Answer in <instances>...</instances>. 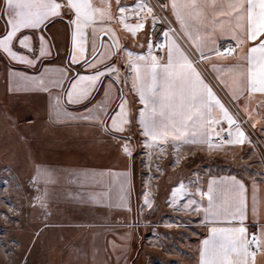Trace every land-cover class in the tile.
Segmentation results:
<instances>
[{
	"label": "snow or ice",
	"instance_id": "6c2138e0",
	"mask_svg": "<svg viewBox=\"0 0 264 264\" xmlns=\"http://www.w3.org/2000/svg\"><path fill=\"white\" fill-rule=\"evenodd\" d=\"M159 21L164 23L157 35ZM56 24L64 27L66 47L51 31ZM222 37L229 38L226 46L218 42ZM128 40L138 48L130 49ZM0 60L8 62L9 91L13 83L17 90H56L50 118L92 122L130 159L135 139L140 163L147 159L153 179H159L153 167L163 172L155 163L162 155L171 151L173 166L180 163L182 144L217 150L251 144L246 123L255 127L259 121L264 130V0H0ZM201 64L215 73L234 102L231 108ZM130 103L139 107L130 109ZM258 163L264 167V152ZM254 172L249 171L250 205L248 182L236 176L208 177L206 191L199 177L169 186V206L195 214L185 226L192 221L207 229L198 264H264V196L257 195L264 193V180L253 178ZM107 174L119 183L116 206L130 212L127 171ZM51 177L49 169L37 167L32 181L47 185ZM0 187H8V180ZM150 187L146 181L138 195L141 213L153 208ZM37 193L33 204L46 207V195ZM104 196L114 203L109 193Z\"/></svg>",
	"mask_w": 264,
	"mask_h": 264
},
{
	"label": "rangeland",
	"instance_id": "374dc122",
	"mask_svg": "<svg viewBox=\"0 0 264 264\" xmlns=\"http://www.w3.org/2000/svg\"><path fill=\"white\" fill-rule=\"evenodd\" d=\"M153 3H155V0H153ZM162 23L164 21L158 22L155 33L159 32L160 29L162 30L160 27ZM127 44L130 49L138 48V45L133 44L131 40H128ZM62 59L63 56L58 57L53 64H60ZM7 63L6 60H0V181L8 180V187H0V213H3V215H0V264H24L25 261L26 264H170V262H174V259H162L159 255L161 253L167 257L166 255L169 254V251H174V249L184 252V247H181L180 241H178L180 240V235L177 230L161 229L158 231L160 233H157V237L154 238L151 227L142 230L137 229L138 227L135 225L136 223H141L142 219L151 223L154 218L152 211L146 212L143 218L139 217L138 211L131 210L126 212L127 219H124L127 221L128 230L123 234L124 242L112 243L116 251L114 255H111V253L106 252L109 243L101 237L105 232L104 226L97 224L100 220L94 221V218H92L93 220L89 221L86 215L83 216L80 213L81 216L77 218L78 224L73 227L74 231L71 232L67 231L69 228L56 227L55 223L57 224L60 220L57 219V215L55 216L57 214L55 211L50 215L48 211L43 210V206L39 201L33 204L32 198L37 196V189L45 194L47 199L51 186L57 188V184L62 186L64 181H70L68 176L75 168H72V165L67 163L56 164V162L46 161L47 154L45 151L47 150L45 149L49 148L46 142H49L51 137H43L41 135L55 133L48 126L55 120L50 118L49 109V112H47L48 110L45 111L51 105L33 93L41 90L33 88H20L17 90L15 83H13V90L9 91ZM19 67L23 68L22 65ZM54 93L55 91L50 93L51 99ZM43 109L44 113L41 115L40 111ZM57 126L62 128L61 124ZM257 128L255 127L254 131L259 135ZM132 144L134 145L132 150L133 157L136 160L133 168V182L136 186L135 198L137 200V187L138 183H140L139 173L142 172L145 177L143 180L150 183V190H152L157 179L149 176L147 162L144 164L140 163L141 155L136 152L137 141L135 139L132 140ZM84 148L86 149L87 147ZM250 149L251 146L246 144L239 150L235 158L247 157ZM259 155L260 153L257 152L258 157L256 156V158H259ZM161 157L163 158L155 161V163L163 166L164 179L167 182L171 181L168 176L170 171V152L168 155H162ZM218 159L231 168H235L238 165V162L234 159L209 157L206 165H209L212 171H209L208 177L236 176L240 178L241 173L235 170L218 174L215 171ZM101 160L102 158L99 157L94 160L96 162L87 163L85 161L81 164H74L80 168L93 167L95 170L103 171L104 164L103 160ZM195 165L199 166L200 163ZM37 167L49 169L53 178L56 177L55 174L57 173L62 178H51L52 181L47 185L41 180L36 182L34 186L32 176ZM151 171L156 173V176L158 175L155 167ZM188 171L189 169L182 170L181 173H187ZM193 176V181L199 177L200 182V174L198 172ZM52 183L54 184L52 185ZM167 189L168 187H165V193H162L160 197L163 202L167 198ZM6 198L10 203L4 202ZM10 208L11 211H9ZM103 214L104 212L97 213L99 216ZM5 216H7V219H5ZM99 216H97V219H100ZM161 217L172 219V221H177L178 218L187 220L188 217H192L193 220L196 219L194 213L181 215L168 209L161 211ZM200 218L202 219V217ZM188 222H191L193 227V243L196 239L197 224L192 221ZM192 246H194V243ZM5 249H8L7 254ZM121 254L125 257L116 256ZM126 256H128V259H126Z\"/></svg>",
	"mask_w": 264,
	"mask_h": 264
},
{
	"label": "crops",
	"instance_id": "0c3cea01",
	"mask_svg": "<svg viewBox=\"0 0 264 264\" xmlns=\"http://www.w3.org/2000/svg\"><path fill=\"white\" fill-rule=\"evenodd\" d=\"M51 31L56 36L57 44L61 45L62 47H66V45L64 44L63 25L56 24L52 26ZM161 32L162 30L160 29L159 32H156V34L158 35ZM159 38L161 39V41L163 40L162 36H160ZM218 42H226L224 44L226 46L229 42V38L222 37ZM53 52L55 54V49H53ZM55 60H53L52 62H54ZM200 68L201 71L204 72L206 79L214 86V90L217 91L218 95L222 98L225 104L231 108L234 102H231L230 98L225 94L224 91L221 90V86L218 85V82L214 78L215 73L213 72L209 74L211 70L206 69V66L203 64L200 65ZM54 91L55 93L52 95L51 99L50 93ZM51 92L46 93L43 91H34L33 93H35L39 98H41V100H46L47 104L49 103L50 105H52L53 103H55L54 97L56 95V90H52ZM133 95L134 94L132 93H128L129 101H132ZM130 105L131 108L139 107L138 104L134 103H130ZM50 107L51 106L45 109V111H47L48 109L51 111ZM74 107L75 106H71V108ZM71 108L69 110H71ZM49 110L47 112H49ZM43 111L44 109L40 111L41 115L44 113ZM53 119L55 121L51 122L48 126L51 127L50 129H53L55 133L50 135H41L43 137H51L49 139L50 141L46 142V144L49 145V148L45 149L47 150L45 151L47 154L46 161L56 162V164L67 163L68 165H72L71 167L75 169L68 176L70 181H64L65 183L63 182L62 186H59V184H57V188H53V186H51L50 192H48L47 194L48 197L45 203L46 207L43 206V210L48 211L50 215H52L51 213L55 211L57 213L55 214V216L57 215V219L60 220L59 222H57V224L55 223L56 227H66L69 228L67 231L71 232L74 231L73 227L77 226L78 224L77 218L81 216L80 213H82L83 216L86 215L87 220L89 221L93 220L92 218H94V221L100 220L97 224H99V226H104L105 232L104 235H102L101 233L100 235H102L101 237H103L104 240L109 243V247L107 248L110 250V252L108 249H106V252L111 253V255H114V252L116 251V248L112 243L115 244L118 242H124L123 234L125 233V231L128 230V227L126 225L127 221H125L124 219L127 216V210L116 206V203H118V201H116V197L119 192V183L118 181L115 184L111 183L112 178L108 176V171L114 170L117 173L127 171L128 187L131 192V210H134L136 212L138 211V215L141 218H143L146 212H153L154 218L152 222H145L142 219L141 223L135 224L138 227L137 229L144 230L151 227L152 234L153 232H155V235H152L154 238L157 237L156 235L157 233H160L158 231L161 229L165 230L166 228H169L170 230H177L178 234L180 235V240L178 241H180L181 247H184V252H180L179 250L174 249V251H169V254L166 255L167 257L163 256L161 253L159 255L162 259H174V264H198L199 240L202 239L205 235H207V229L206 227H203L200 224L196 223L197 234H195L196 239L193 242L194 246H192L194 236L191 222H188V226H185V219L178 218L177 221H172V219L169 220L165 219L164 217H161V211H163V209H168L171 212L180 213L181 215H185L187 213L173 210V208L169 206L167 198L164 202L161 201L160 197L162 193H165V187H168L166 194L170 195L169 186L173 184V182L178 183L181 180H184L185 182H187L188 180H193V175L198 172L200 174V187L204 191H206L208 173L209 171H212L210 169V166L206 165V163H208L209 161V157L224 158L231 160L234 159L236 162H238V165L236 163L237 167L235 166V168H231L226 165L223 161L218 159L219 161L217 163L218 165L215 166V171H217L218 174L226 173L227 171L230 172L231 170L240 172V178H243L246 182H248V188L246 189L245 195L249 205L251 204V180L249 178V171L255 170V172L253 173V178L257 179L258 181L264 180V175H255V173L264 174V167H261L259 165V158H256L257 152H264V130L261 129V122L258 121L257 125L255 126L258 127V135L254 131L255 127H253L250 123H246L243 126L249 139L252 141L251 144L245 142L243 145H225L222 149L217 150H209L206 145L204 147H201L199 145H192L190 143L182 144L180 149L177 150L181 157L180 163L175 166H173L171 161L175 160L176 156L170 151V171L168 173V176L170 177L171 181L167 182V180L164 179V172H158L157 177H159V179L156 180L152 190H150L152 192L153 197V208L149 209L147 206H145L143 208V212L141 213L138 198L137 200L135 198L136 186L133 182V168L134 164L136 163V160H134V157L130 159L126 156H123L122 154H119L117 150L113 147V142L111 141L110 137H107L102 133L99 128L93 126L92 122L79 121L67 118L61 120H57L55 118ZM59 124L62 125V128L57 126ZM246 144L251 146L250 151H248L247 157L241 156L238 159L235 158L239 150H241V148H243ZM84 147L87 148L85 149ZM198 155L204 157V161L199 166H195V168H190L187 173H181L179 171L184 162L189 159H193ZM99 157H101L103 160V171L95 170V168L93 167L80 168L77 167L78 165L74 164H81L85 161L87 163L93 162L94 160H96V158ZM145 162H147V159H145ZM85 173H87L88 175H84ZM101 173L105 174L103 180L100 179ZM92 174H95V176H93ZM139 174L140 183H138L137 187L138 195L141 193V189L145 185V181L143 180L145 178L144 174L142 172H140ZM55 176L54 177L56 179L62 178L58 173L55 174ZM64 177L66 178V176ZM51 178L55 179L53 178V176ZM205 178L206 180H204ZM53 184L54 183H52V185ZM90 193L100 194V196L104 197L102 202L100 200H91L89 198ZM105 193H109L111 195L114 201L113 204L110 205L108 203L107 197L104 196ZM257 195L258 198H260L264 196V193L258 191ZM195 198L199 199V196L197 195ZM181 199H183V197ZM98 212H104V214L102 216H99L97 215ZM97 216H99L100 219H97ZM187 236L189 238L188 240ZM116 256L120 258L125 257H123L122 254L120 256ZM126 259H128V256H126Z\"/></svg>",
	"mask_w": 264,
	"mask_h": 264
},
{
	"label": "trees",
	"instance_id": "16d2710c",
	"mask_svg": "<svg viewBox=\"0 0 264 264\" xmlns=\"http://www.w3.org/2000/svg\"><path fill=\"white\" fill-rule=\"evenodd\" d=\"M198 157V158H197ZM203 157L198 155L196 157H194L193 159H189L187 160L186 162H184V164L182 165V167L179 169V171L181 172L182 170H188L190 168H194V166H196L195 164H201L203 161H204V158L202 159Z\"/></svg>",
	"mask_w": 264,
	"mask_h": 264
},
{
	"label": "built area",
	"instance_id": "2783aa9c",
	"mask_svg": "<svg viewBox=\"0 0 264 264\" xmlns=\"http://www.w3.org/2000/svg\"><path fill=\"white\" fill-rule=\"evenodd\" d=\"M216 142H217V143H220V140H219V138H216Z\"/></svg>",
	"mask_w": 264,
	"mask_h": 264
}]
</instances>
